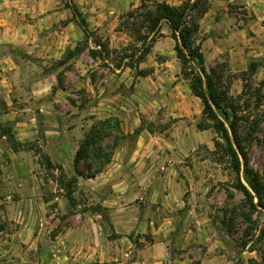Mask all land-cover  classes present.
Returning <instances> with one entry per match:
<instances>
[{"label":"rangeland","instance_id":"obj_1","mask_svg":"<svg viewBox=\"0 0 264 264\" xmlns=\"http://www.w3.org/2000/svg\"><path fill=\"white\" fill-rule=\"evenodd\" d=\"M142 2L143 0H0V17L6 23L3 29H10L14 23L17 24L14 34L20 33L15 43L5 42L0 47L5 53L11 52L17 62H21L22 56L39 60L35 62L36 69L33 70L35 78L40 72L56 76L55 89H64L67 101H59L50 108L60 116L68 115L69 120L64 123V127L73 133V137L68 138L67 148L62 155L58 152L51 154L46 144L44 113L40 109H49L48 99L55 97L56 91L49 92L41 99V106L36 104L30 111L36 114L38 120L36 136L28 142L18 144L13 125L10 122L0 123V140L5 136L4 150H0V264H29V260L35 256L53 257L56 254L52 248H38L24 242L31 238V235L22 233L23 230L20 232V228H17V225H21L18 219L24 211L27 213L26 220L31 224L40 227L53 224L55 232L62 230L65 235L70 232L69 238L74 245L71 248L74 249V264H111V254L115 252L117 245L120 249H134V252L125 256L128 264L132 258L136 259L140 255L141 249L161 239L169 247L168 251L164 247L162 253L164 258L168 257L167 262L165 261L167 264H177L175 260H184L187 255L191 257L192 264H264V209L258 206L259 199L249 185L245 169L242 168L239 174L234 172L231 158L224 150L226 142L214 128L213 121L203 115L204 106L200 98L197 97L196 109H201V114L183 122V127L189 131L188 135L196 145L195 152L183 158L179 169V176L189 179V183L183 182L181 188L176 190L180 195L182 193L185 206L180 200H176L174 194L179 195L178 193H173V199H167L161 191L158 202L152 203L164 209L163 215L143 217L163 221L165 226L162 231L152 232L150 226L140 230L141 232L138 227L133 228L127 235L117 233L111 221V161L97 174L95 168L100 165V161L96 153V156L91 153L76 164L78 151L93 127L115 117L120 121L122 129L119 114L127 111L140 118L139 127L134 134L125 135L122 130L105 139L102 153L110 151L108 146H113L115 138L113 155L121 145L133 147L138 134L143 130H149L157 138H170L176 120L162 114L150 117L147 111L151 106L141 104L133 98L146 91L138 83L143 76L139 71L149 73V70H139L140 62L135 68L130 67L131 70L124 77L117 73V69H120L118 65L129 63V57L136 63L139 54L136 50L143 48V44L137 41L138 34L128 46L116 48L110 45L108 39H101L97 31L88 27L89 39L79 41L73 48L69 47L63 55L49 58L43 52L50 46L46 39L51 33L55 29L60 30L69 21L76 20L82 26V22H87L90 17H114L121 22L127 12L138 8ZM147 3L151 6L150 2ZM241 5L238 3L232 8L239 14L238 24L246 28L254 20V14ZM35 22L43 26L39 28L37 35L31 27ZM7 34L10 35L11 30ZM31 35L36 36V55L26 52L29 47L27 38ZM201 37L199 35V39ZM99 40L108 46L104 54L106 59L103 54L96 58L91 52L92 48L98 47L96 42ZM152 42L149 39L148 45ZM77 61H82L83 70L77 66ZM213 68L222 69L223 87L230 98V101L223 102V106L231 116H242L256 127L253 131L254 140L249 146L250 168L258 173L264 187V56L260 60L249 62L247 70L243 71H233V67L226 61ZM17 94L18 92L12 93L10 98L14 100V107L19 110L26 102ZM119 94L126 97V110L116 98ZM7 99L9 97L6 94L0 93V114L12 108L7 105ZM216 111L222 114L221 110ZM205 125L208 128L203 129ZM246 126L247 122L243 127L245 134L248 130L252 131V128ZM164 132L166 136L161 135ZM217 141L222 143V149L217 148ZM8 147L17 151L18 148H25L29 152L17 154L18 157L9 153ZM51 155L59 156L63 162L53 163ZM21 160L26 162L22 164ZM76 166L82 175L77 173ZM12 173H16L18 179H21L20 175L23 177L21 184L18 180L9 182ZM92 174L95 175L91 176ZM241 184L249 189L251 197H247L239 188ZM248 199L254 200L257 210L248 206ZM133 203L136 201L130 202ZM142 205L147 206L141 203ZM67 241L66 237L61 253H67V243L70 242ZM95 249L96 254L90 258Z\"/></svg>","mask_w":264,"mask_h":264},{"label":"crops","instance_id":"obj_2","mask_svg":"<svg viewBox=\"0 0 264 264\" xmlns=\"http://www.w3.org/2000/svg\"><path fill=\"white\" fill-rule=\"evenodd\" d=\"M170 5L179 6L183 0H158ZM242 4L243 9L254 14V20L248 27L244 28L238 24V12L232 6ZM2 13H0L1 16ZM4 20L0 17V44L5 42H16L20 33H15L16 25L12 23L11 28L3 29ZM91 30L97 31L103 38L108 39L111 46L119 48L128 46L132 40L131 35L126 31L118 30L120 20L117 18L107 19L104 17H90L87 21ZM53 25V23H52ZM36 35L42 24L34 23ZM11 30V34L7 32ZM33 36V39H32ZM201 50L204 54L205 68L208 72L223 61L228 62L233 71L247 70L249 62L260 60L264 56V0H210V7L207 13L200 19ZM86 38L83 26L76 20L69 21L60 30L55 29L46 40L49 43L44 55L53 58L66 53L69 47H74L79 41ZM28 48L26 52H33L36 55V36H28ZM91 41V38H90ZM32 46H30V44ZM176 40L172 36V30L167 22L161 24V36L151 43L150 52L139 65V70H149L146 76H141L139 85L142 90L141 96L133 97L141 104L150 105L147 111L150 117L162 114L164 117L176 120L173 124L170 138H157L149 130H143L138 134L133 147L127 145L119 146L111 160V221L117 233L123 235L130 234L133 228L140 230L151 228V231L158 232L164 229L165 223L157 219H144L147 216H161L164 209L157 207L160 192L162 191L167 199H173V193H178L177 188H181L182 183H189V179L179 176V169L183 158L190 156L196 150V145L189 131L183 127L185 119L194 118L196 114H201V109H196L197 97L193 95L189 81L184 78L183 68L175 50ZM41 54L43 53L42 50ZM40 55V54H39ZM35 57V56H34ZM34 58L22 56L21 62H17L11 52L5 53L0 47V93L7 95V105L12 106L8 111L0 114V123L10 122L13 125V132L16 142L26 143L36 136L37 120L36 114L30 112L37 104L42 103L41 99L46 95L56 91L53 98H49V109L41 112L45 118V137L49 151L58 152L59 155L65 152L68 138L73 137L69 128L64 127L69 117L67 114L58 115L52 111L55 103L66 102L67 92L64 89H55L56 76L39 73L35 78ZM77 66L84 69L82 61H77ZM131 70L130 67L117 69L120 77H124ZM118 76V75H117ZM39 81V82H37ZM23 99L21 108L14 107V100L11 94L17 93ZM55 93V92H54ZM14 96V94H13ZM23 97V98H22ZM121 107H125L126 97L122 94L116 96ZM13 104V105H12ZM41 106V105H40ZM138 113V112H137ZM140 114V113H138ZM122 121V130L125 135L134 134L140 124V118L136 115L119 114ZM135 121V122H134ZM78 128H76V131ZM161 135L166 136V132ZM83 136V134H82ZM0 140V150H4L3 140ZM158 139L160 141H158ZM190 141H192L190 143ZM19 144V143H18ZM19 150L8 147L9 153L15 155L29 152L25 148ZM19 157V155H17ZM53 163H62V158L51 155ZM22 162H26L21 160ZM23 164V163H22ZM25 168V166L23 165ZM175 173V175H173ZM10 175L9 182L17 181L19 184L24 180ZM175 195L176 200L185 204L183 197ZM37 195V194H35ZM136 203L130 204V202ZM151 201V202H150ZM141 203L147 206H141ZM183 204V205H184ZM185 206V205H184ZM169 214V213H167ZM27 213H21L18 222L21 224L19 231L31 238L24 240L32 246L47 249H54L56 254L52 256L38 255L29 260V264H74L73 242L62 232H55L54 225L45 227L36 226L26 220ZM172 229V228H171ZM97 232V230H96ZM15 236V235H13ZM67 240L68 251L61 253L62 245ZM126 238V236L124 237ZM169 249L168 243L164 239L151 242L147 248L139 251L140 255L136 259L132 258L128 264H167L168 257L162 255L163 248ZM71 249V250H70ZM134 249H120L111 254V264H127L126 255H130ZM96 254V249L90 258ZM142 254V255H141ZM184 260H175L177 264H192L191 257L187 255ZM14 260V259H13ZM64 260H67L65 263ZM92 260V259H91ZM166 261V262H165ZM17 262V259H15ZM172 262V261H171ZM179 262V263H178Z\"/></svg>","mask_w":264,"mask_h":264},{"label":"trees","instance_id":"obj_3","mask_svg":"<svg viewBox=\"0 0 264 264\" xmlns=\"http://www.w3.org/2000/svg\"><path fill=\"white\" fill-rule=\"evenodd\" d=\"M147 2H150L151 6ZM209 7L210 0H187L179 6L170 5L158 0H143L138 8L125 14L118 26V30L130 33L132 38L138 34L137 41L143 44V48L136 50L139 53L136 63H133L131 61L132 57H129L130 62L124 65L120 63L118 68H123L124 66L135 68L136 65L142 62L150 52L151 45H148L149 39L154 41L157 37H160L161 24L164 21L167 22L172 30V36L176 40L175 50L177 57L182 63L184 78L189 81L192 93L201 99L204 106L203 115L213 121L214 128L225 140L226 145L224 146V150L231 158L234 172L239 174L242 168L245 169L249 178V185L259 199L258 206L264 209V187L261 184L258 173H255L250 168L249 146L254 140L253 131L256 127L242 116H238L237 114L231 116L227 108L223 106V102L230 101V98L228 97L227 90L223 87L222 69L212 68L210 72L206 70L201 44L197 43V40H201L199 39L200 19L208 12ZM131 19L134 21L131 22ZM82 26L88 40L90 31L88 30L87 22L83 21ZM96 44L98 47L92 48L91 52L97 58L106 53L105 50L108 46L106 43L101 42V40L97 41ZM103 57L107 58L105 55ZM139 74L145 76L148 73L139 71ZM217 109L221 110V115L217 113ZM246 122V127L250 123L249 127L250 129L252 128V131L248 130L245 134L244 132L246 131L243 127H245ZM206 128L208 126H203V129ZM116 132L121 133L122 129L120 121L115 117H111L95 125L78 151L76 164L78 165L81 160L91 153H96L100 165L95 168V173L102 172L105 165L112 160V151L116 146V138L113 146H108L110 150L108 153H102V143L105 139L114 136ZM216 146L218 149L223 148L222 143L219 141L216 142ZM76 171L79 175H82L78 166H76ZM94 175L92 174L91 176ZM239 188L247 197L252 196L246 186L241 184ZM247 204L253 210H257L253 199H248Z\"/></svg>","mask_w":264,"mask_h":264}]
</instances>
